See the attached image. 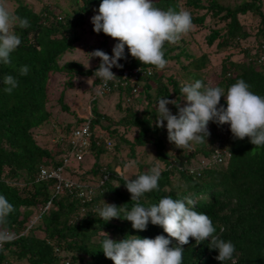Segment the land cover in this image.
I'll use <instances>...</instances> for the list:
<instances>
[{
  "label": "trees",
  "instance_id": "trees-1",
  "mask_svg": "<svg viewBox=\"0 0 264 264\" xmlns=\"http://www.w3.org/2000/svg\"><path fill=\"white\" fill-rule=\"evenodd\" d=\"M14 1L16 5L12 11L27 18L30 27L16 29L21 44L11 54V64L0 63V195L14 208L7 223L0 226L13 235L11 242L0 247V264H113L101 249L106 234L117 241L126 235L154 238L155 229L160 226L149 222L146 229L140 231L133 229L126 219L113 218L104 222L96 210L104 207V202L131 210L137 202L131 200L124 177L134 179L136 174L148 172L153 167L161 169L158 190L146 193L139 201L141 205L148 207L165 196L179 199V193L202 195L196 211L209 216L216 227L214 235L235 246L232 260L223 264H264V147L256 148L247 137L235 139L229 125L210 121L206 142L194 145L191 151L181 150L168 141L166 127L154 125L158 99L166 96L177 99L181 85L186 82L201 80L205 85L227 90L243 79L250 91L264 96V0H240L232 4L219 0H153L154 6L163 10L172 7L189 11L194 26L211 20L212 25H207L208 32L203 38L207 46H213V53L243 43L239 50L242 53L239 58H232L234 52L230 50L220 61L218 75L205 78L208 54L188 53L183 36L175 44L164 45V58L176 64L169 65L168 74L165 73L168 65L162 70L140 65L125 47V58L118 63L123 67L148 68L151 74L142 78V88L135 94L130 95L128 87L117 90L116 106L125 110L122 117L105 114L101 121L98 103L91 105L92 123L105 128L114 145L111 151L106 150L103 141L93 147L92 155L96 158L91 164L93 174L97 176L101 164L111 174L95 189L89 201H82L76 195L79 189L74 186L54 193L53 180L38 177L40 168L62 163L61 155L65 151L60 139L71 123L77 125L82 118L73 115V122L62 125L63 133L54 150L44 147L36 137L50 120L48 102L56 100L59 111L71 113L65 102L67 88H59L54 95V86L67 83L75 87L80 80L91 76L90 89L92 83L97 87L99 81L93 73L100 63L98 57H95V65L88 69L75 60L62 63L60 60L72 52L83 16L92 5L98 7L100 0H81V5L74 1L73 11L62 9L59 13L47 4L36 11L26 0ZM248 11L256 12L260 19L254 44L244 46L251 31L242 27L238 15ZM258 35L263 42L257 40ZM105 43L106 39L95 50L112 55ZM25 65L28 74L20 76L19 71ZM55 73L65 75L63 82L55 81ZM9 74L19 82L11 94L4 91L3 84L4 76ZM184 103L181 98V106ZM220 103L225 104L223 98ZM167 107L172 114L177 113L174 105ZM116 165L129 166L131 170L128 172L124 168L123 175H118L114 172ZM84 179L91 180L90 176ZM117 184L119 187H115ZM38 211V220L29 224ZM32 230L40 233H32ZM101 231L104 234H100ZM169 240L172 245L176 244L174 238ZM203 243L189 238L188 244L182 246V264H221L215 258L218 251L209 247V241ZM14 259L22 263H15Z\"/></svg>",
  "mask_w": 264,
  "mask_h": 264
},
{
  "label": "clouds",
  "instance_id": "clouds-1",
  "mask_svg": "<svg viewBox=\"0 0 264 264\" xmlns=\"http://www.w3.org/2000/svg\"><path fill=\"white\" fill-rule=\"evenodd\" d=\"M91 23L95 33L102 32L116 41L113 48L109 49L112 50V55L96 49L90 52L87 63L83 64L85 69H88L90 58L100 59L93 76L99 78L103 86L116 79V74L111 71L113 67H123L118 61L125 58V47L140 65H149L162 70L167 65L164 58L165 43H177L193 27L189 11H178L172 7L163 10L154 6L153 0H100L96 14L91 17ZM28 27L30 22L27 18L14 14L6 0H0V63L11 64V54L21 44L16 29ZM28 71L26 65L22 66L19 75H27ZM142 80L137 83V92L142 88ZM3 84L4 91L11 94L13 89L18 87L19 82L9 74L4 76ZM249 89L250 86L243 79L237 80L227 90L220 86L205 85L201 80L183 83L177 99H168L167 96L158 99L154 125L166 127L168 141L181 150L191 151L194 145L205 143V138L210 134L208 131L210 121L217 125H229L235 139L243 140L247 137L256 148L264 147V96L255 94ZM109 94L116 93L98 95L95 89V95L91 99ZM131 94L135 93L130 91ZM181 98L185 101L183 106L180 104ZM221 98L224 99V105L220 103ZM169 104L177 108L176 114H172L167 107ZM88 112L86 116H79L82 120L77 125L71 123L68 132L61 137L62 148L65 151L61 155L62 163L56 167L44 168L47 173L58 172L61 180L55 176L40 177L41 168L38 172V177L41 179L53 180L54 193L74 186L79 189L76 195L82 201L92 200V193L103 185L111 174V171L102 164L97 176L93 174L91 164L96 159L92 155L94 145L97 146L103 141L107 151H111L114 145L105 128L92 123L91 108ZM99 113L102 121L105 113L100 109ZM86 123L91 132L88 142L85 145H72L70 142L73 138L72 132ZM123 170L124 167L119 165L114 168V172L118 175H123ZM104 175H106L105 179H103ZM88 176L91 180L84 179ZM130 177L132 176L124 177V185L131 194V200L137 203L128 210L123 206L118 207L104 202V207L96 210L99 217L104 222L113 218L126 219L131 222L133 229L140 231L145 230L149 222L160 227L158 230L155 229L154 238L126 235L125 238L117 241L108 238L106 234L101 249L113 264H182L184 253L182 246L188 244L189 238H193L197 243L204 241L203 244L209 241V247L218 251L215 258L221 264L232 260L235 252L234 244L214 235L216 227L209 216L196 211L199 207L197 202L203 200L202 195H195L192 192L188 195L179 193V199L165 196L158 203L144 207L139 201L146 193L158 190L161 169L153 167L148 172L136 174L134 179ZM66 181L71 185L66 186ZM57 185L61 188L57 189ZM115 187H119V184ZM13 211V205L5 196L0 195V226L7 223V217ZM219 231H222L221 227ZM168 238H174L176 244L172 245ZM12 239L11 233L0 229V247L11 242Z\"/></svg>",
  "mask_w": 264,
  "mask_h": 264
},
{
  "label": "rangeland",
  "instance_id": "rangeland-1",
  "mask_svg": "<svg viewBox=\"0 0 264 264\" xmlns=\"http://www.w3.org/2000/svg\"><path fill=\"white\" fill-rule=\"evenodd\" d=\"M27 2H30L33 5L34 10L38 11L43 5L47 4L51 9H53L56 13H59L62 9L66 11H73L74 7V1L78 2L79 5L82 4L81 0H26ZM223 4H232L233 2H239L240 0H219ZM7 5L9 6L10 10L15 7V1L14 0H6ZM98 7L95 5H92L89 12H87L83 16V23L80 27L77 28L78 33V39L74 42V47L72 49L71 53H66L63 58L60 60V63L66 60H75L78 62H81L82 64H86L88 57L90 56V52L95 50L100 42L106 39V47L108 49H112L115 45L116 41L112 39L111 37L101 33H95L93 31V25L91 23V17L96 14V9ZM210 19V18H209ZM239 22L241 23L242 27L245 30L251 31V36L248 38L247 42L244 43V46H248L250 44H254L253 39L255 40V36L257 35L255 32L257 30V23L259 22V15L256 12H246L243 14L238 15ZM212 25V21H204L201 25H193L192 29L185 35H183L184 40L187 42V52L193 53V54H201V53H207L209 63L206 65L205 69L207 70L205 78H208L210 75H218L219 68H220V61L227 56V54L230 52V50H233L232 58H239L241 55L240 48L243 47V43H241L238 46H234L232 48H227L225 50H222L221 52H212L213 46H207L204 43V35L208 32L207 25ZM223 22L219 23V26H222ZM193 38V39H192ZM257 40L259 42H263L262 38L258 35ZM264 40V37H263ZM238 51V52H237ZM185 63V61L181 60ZM95 57L90 58L89 64L91 68L95 65ZM167 69L165 70V73L168 74L171 70V66L169 65H175L173 60L168 59L167 60ZM211 72V73H210ZM65 75L63 73H55V81L56 82H63V77ZM82 77V76H80ZM79 77V78H80ZM90 77V78H89ZM84 81H79V83L74 87L67 84V83H60L59 86H54L53 94L56 95V91L59 90V88L66 87L68 93H66L65 96V102L69 105L71 109V113H64L59 111L58 104L56 103V100H53L51 102L47 103V108L50 112V120L47 124L42 126V130L40 129V135L36 137L37 141H39L40 144L44 145V147H50L53 150L56 148L55 144L58 140V137L63 133V127L62 125L71 122L75 118L72 117L75 115L79 118L78 114L86 116L89 112V107L91 108L90 104L92 103V106L97 105L99 109L109 116H114L116 118L122 117L125 114V110L118 109L116 106V100L117 97L114 94H109L107 96H98L97 99H91L93 96V91L95 90V84L92 83V88L90 89V79L91 76L86 77ZM74 87V88H73ZM95 95V94H94ZM73 118V119H72ZM124 153V152H123ZM105 161V160H104ZM125 170H128L130 172L131 168L129 166L124 167ZM11 181V180H10ZM16 183V182H13ZM40 217L39 211L35 213L34 216L31 217V221L29 224H34L38 218ZM28 224V225H29ZM32 233H40L39 230L35 231L32 230ZM100 234H104V231H101ZM95 239V238H94ZM15 263H22V261H17L14 259Z\"/></svg>",
  "mask_w": 264,
  "mask_h": 264
},
{
  "label": "built area",
  "instance_id": "built-area-1",
  "mask_svg": "<svg viewBox=\"0 0 264 264\" xmlns=\"http://www.w3.org/2000/svg\"><path fill=\"white\" fill-rule=\"evenodd\" d=\"M111 71H113L116 74V79L114 81H109L107 86H103L102 81L98 79V84L96 87L97 94H108L111 92L117 93V90L119 88H129L131 93H136L138 91V81L142 80V78L150 75L151 72L148 68H142L141 66L137 67H123V68H112ZM130 100L129 98L127 99ZM91 132L89 129L88 123L84 124L81 128H78L72 132V139L71 144L72 145H85L89 138H90ZM110 145V143H109ZM44 176H55L58 178V180H61V176L58 172L52 171V172H46V170L41 169L40 170V177ZM106 178V175L103 176V179ZM66 186H70L71 183L66 181ZM57 189H60V185L56 186ZM89 191V190H88Z\"/></svg>",
  "mask_w": 264,
  "mask_h": 264
},
{
  "label": "crops",
  "instance_id": "crops-1",
  "mask_svg": "<svg viewBox=\"0 0 264 264\" xmlns=\"http://www.w3.org/2000/svg\"><path fill=\"white\" fill-rule=\"evenodd\" d=\"M102 97H104V96H102ZM89 110H90V107H89ZM78 114V116H80V117H82L83 115H80L79 113H77Z\"/></svg>",
  "mask_w": 264,
  "mask_h": 264
}]
</instances>
